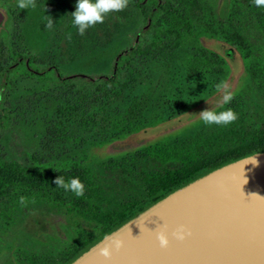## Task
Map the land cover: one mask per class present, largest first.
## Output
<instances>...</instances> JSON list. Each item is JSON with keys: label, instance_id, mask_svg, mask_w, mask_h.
Instances as JSON below:
<instances>
[{"label": "rangeland", "instance_id": "rangeland-1", "mask_svg": "<svg viewBox=\"0 0 264 264\" xmlns=\"http://www.w3.org/2000/svg\"><path fill=\"white\" fill-rule=\"evenodd\" d=\"M34 2L35 8L21 10L17 0H0L3 22L9 8L15 16L0 41V70L13 64V54L18 53L31 55L38 70L56 66L63 72L106 74L140 26L139 14L128 1L126 9L109 14L81 36L71 23L77 0ZM49 19L53 27H48ZM256 37L264 43L262 35ZM203 45L230 65L231 75L223 87L220 77L202 79L189 70L187 61L195 44H182L163 22L145 36L137 59L122 73L112 95L98 102L90 89L78 83L60 86L50 74H32L19 66L0 101L10 113L7 128L0 121V148L7 162L32 168L33 157L55 162L87 156L107 184L114 207L123 191L136 189L133 184L117 182L116 171L105 169L108 160L134 157L150 146H174L218 130L215 125L205 126L198 116L206 109L221 111L225 91L239 97L242 106L261 119L264 96L253 80L244 77L240 55L223 43L205 41ZM108 116H129L133 127L151 128L110 144L116 131H104L99 125V117ZM93 231L92 224L66 215L55 204L20 207L10 226L0 224V264H26L20 257L60 252L80 233Z\"/></svg>", "mask_w": 264, "mask_h": 264}, {"label": "trees", "instance_id": "trees-1", "mask_svg": "<svg viewBox=\"0 0 264 264\" xmlns=\"http://www.w3.org/2000/svg\"><path fill=\"white\" fill-rule=\"evenodd\" d=\"M128 1L139 14L140 26L129 46L115 56L108 73L63 72L56 66L38 70L31 62V55L14 53L13 64L0 70V101L10 76L21 65L32 74L52 75L60 86L78 83L93 92L96 102L109 98L120 84L122 73L137 59L145 36L161 22L170 27L182 44H195L187 67L197 77H220L222 87L228 83L230 65L223 56L203 45L205 41L223 43L240 55L244 77L253 80L264 96V43L256 37L258 34L264 37V8L242 0ZM14 17V11L9 8L0 26V41H4ZM218 92L215 89L214 94ZM225 109H231L238 117L229 126L174 146H150L143 152H136L134 157L108 160L105 169L116 171L117 182L122 181L124 186L133 184L136 189L123 191V197L114 203V207L108 199L107 184L87 156L55 162H39L33 157L32 168H19L7 162V155L0 148L1 225L10 226L20 207L47 203L94 226L93 232L80 233L60 252L25 255L19 260L26 264H72L104 237L176 190L225 165L264 152V116L255 119L235 95L230 104H222L221 111ZM9 117L10 113L0 105V121L5 128ZM99 125L104 131H116L109 139L110 144L151 128L133 127L129 116L99 117ZM58 176H63L66 182L78 177L84 185V195L76 197L56 187L54 180Z\"/></svg>", "mask_w": 264, "mask_h": 264}, {"label": "water", "instance_id": "water-1", "mask_svg": "<svg viewBox=\"0 0 264 264\" xmlns=\"http://www.w3.org/2000/svg\"><path fill=\"white\" fill-rule=\"evenodd\" d=\"M2 22L0 12V26ZM260 197L264 198V152L176 190L72 264H264V199ZM178 229H183V240L172 235ZM160 231L168 238L166 248L156 239ZM117 241L122 246L104 259L101 250L112 249Z\"/></svg>", "mask_w": 264, "mask_h": 264}, {"label": "clouds", "instance_id": "clouds-1", "mask_svg": "<svg viewBox=\"0 0 264 264\" xmlns=\"http://www.w3.org/2000/svg\"><path fill=\"white\" fill-rule=\"evenodd\" d=\"M253 3L258 8H264V0H253ZM127 6L128 0H77L75 11L71 14V23L76 27L78 34L83 36L87 30L93 28L97 24L103 23L106 16L111 13L123 11ZM17 7L21 10L33 9L35 8V2L34 0H17ZM48 27H53V23L50 19ZM219 87L221 86H218V88ZM232 99L233 94L229 91H225L222 97V103L228 105ZM198 117L205 126L215 125L218 127L229 126L238 118L231 109H225L219 112L206 109L202 111ZM251 161L253 163L255 162L253 157ZM54 184L56 187L62 188L65 192H71L76 197L84 195V185L78 177L71 178L66 182L63 176H58L54 180ZM172 235L177 240H183L185 238L183 229H178L176 232H173ZM156 239L161 248H166L168 246L169 241L165 231L158 232ZM121 246L120 242H114L112 249H102L100 255L106 260L110 259L112 250H118Z\"/></svg>", "mask_w": 264, "mask_h": 264}]
</instances>
